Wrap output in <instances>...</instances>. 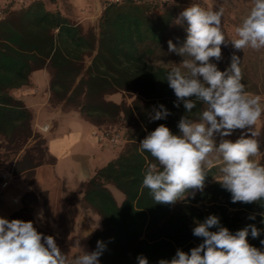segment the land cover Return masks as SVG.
I'll return each mask as SVG.
<instances>
[{
    "label": "trees",
    "instance_id": "trees-1",
    "mask_svg": "<svg viewBox=\"0 0 264 264\" xmlns=\"http://www.w3.org/2000/svg\"><path fill=\"white\" fill-rule=\"evenodd\" d=\"M169 1L101 0L96 27H84L56 4L50 8L45 0H30L16 9L7 4L0 9L1 138L17 151L33 137V112L9 90L27 85L31 72L41 68L48 72L53 97L75 103L97 127L112 125L120 118L124 122V147L95 171L83 195L102 219V229L89 240L92 251L97 241L105 244L101 264H137L140 255L148 264H157L161 259L171 260L177 249L190 252L203 242L193 235L197 224L192 226V222L202 223L209 215L218 216L220 224L233 234L254 224L260 235L253 238L249 232L248 243L264 250V202L232 203L231 194L210 177L214 167L206 170L203 190H194L181 206L154 203L149 189L142 186L143 173L157 161L140 149V142L161 124L179 135L181 117L197 121L204 107L199 101L190 113L183 103L175 107L177 98L165 80L170 69L153 67L146 61L149 49L145 46L160 44L174 19ZM117 91L133 97L131 102L104 98ZM161 104L171 114L166 119L150 120L153 107ZM42 143L47 159L29 156L25 149L9 169L17 174L52 163L46 140ZM108 183L124 194L121 205L115 202ZM27 199L29 202L25 200L12 218L34 224L31 199ZM250 215H255V220L249 219Z\"/></svg>",
    "mask_w": 264,
    "mask_h": 264
},
{
    "label": "clouds",
    "instance_id": "clouds-1",
    "mask_svg": "<svg viewBox=\"0 0 264 264\" xmlns=\"http://www.w3.org/2000/svg\"><path fill=\"white\" fill-rule=\"evenodd\" d=\"M216 9L198 3L185 8L176 21L187 22L185 42L177 48L168 41L170 52L185 57L166 74L165 80L177 98L174 106L183 103L189 113L197 107V101L206 107L197 121L181 117L179 135L161 124L140 142V149L157 161L149 165L142 181L156 204L174 205L194 195V190L202 191L205 168L211 167L214 160L221 165L216 180L231 194L232 203L264 202V165L254 159L260 154L256 124L264 109L258 96L245 91L239 56L233 53L224 71L211 62L213 58L221 60V45L226 41L223 9ZM235 33L230 40L235 50L264 49V0H253ZM170 114L164 105L154 106L150 120L166 119ZM238 129L247 132L242 131L235 142L224 139ZM216 136L220 137L218 146ZM196 224L193 235L203 242L190 252L177 249L171 260L161 259L157 264H264V250L247 240L249 232L253 238L260 235L261 230L254 224L234 234L220 224L216 215ZM213 228L216 230L210 231ZM105 248L102 241H97L96 250L81 249V254L70 258L53 236L38 232L32 221L0 217V264H100ZM137 264H148V259L140 255Z\"/></svg>",
    "mask_w": 264,
    "mask_h": 264
},
{
    "label": "crops",
    "instance_id": "crops-1",
    "mask_svg": "<svg viewBox=\"0 0 264 264\" xmlns=\"http://www.w3.org/2000/svg\"><path fill=\"white\" fill-rule=\"evenodd\" d=\"M69 1L79 8L84 0ZM98 1L101 9V0ZM9 93L35 113L34 129L46 138V150L54 161L17 174L0 169V217L12 220V214L30 198L34 224L53 236L64 254L71 258L81 254V249L91 252L89 240L102 229V219L84 201V191L95 171L114 159L126 140L122 135L117 143H111L78 108L62 111L59 106L75 103L53 97L46 68L33 70L27 85L12 88ZM106 100L119 102L114 93ZM106 186L121 205L124 194L110 183ZM176 204L182 205L180 201Z\"/></svg>",
    "mask_w": 264,
    "mask_h": 264
},
{
    "label": "rangeland",
    "instance_id": "rangeland-1",
    "mask_svg": "<svg viewBox=\"0 0 264 264\" xmlns=\"http://www.w3.org/2000/svg\"><path fill=\"white\" fill-rule=\"evenodd\" d=\"M47 5L52 8L55 4L64 10L74 21L80 22L85 26H95L97 25V19L101 12L99 1L98 0H84L82 5H79V8H75L69 0H45ZM82 1V0H81ZM98 1V2H97ZM119 1V0H112ZM29 0H0V9L4 5H11V8H19L27 4ZM194 3L200 4L205 8H222V30L225 34L226 41L225 44L221 45L222 58L220 61H216L214 58L211 60L212 63H216L219 70L224 71L229 67L231 62V56L233 53L239 56L241 59L240 67L242 70V83L245 86V91L251 94L252 96H258L260 98V105L264 109V49L253 50L251 48H245L242 50H235L231 45L230 40L236 37L235 29L242 20L248 15L253 0H170L169 6L174 7V19L170 24L169 28L163 35L162 42L160 44H151L148 43L145 46V49H149L146 52V61L153 67H164L170 69L173 66L179 65L185 57L178 55L176 52H170L168 48V41L171 40L177 48L183 45L186 40L187 32V22L177 23V18L179 14L187 7L191 6ZM218 10V9H216ZM120 103L122 100H125L127 103H130L133 97H130L129 94L117 91L114 93ZM109 95H105L104 98L107 99ZM80 97L77 101H81ZM204 107H206L204 105ZM203 107V109H204ZM62 111H70L77 109L71 103H65L62 106H59ZM33 137L30 138L27 143L20 147V149L15 150V145L7 143L3 138L0 137V169L6 171H11L9 167L20 157L25 149L28 150V155L32 157H41L42 159H47V155L43 153L44 144L43 140L46 138L39 131L34 129V119L35 113H33ZM123 120L120 118L116 123L112 125H107L105 127H100L106 137L110 138L114 135H117V140L111 143H117L123 135L125 136V128L123 127ZM256 130L260 132V135L256 137L259 142L260 154L254 159L260 164L264 165V115L257 121ZM242 131L247 132V130H235L233 134L229 137H224V139H229L235 142L242 133ZM217 146L220 141V137L216 136ZM37 141H41L38 143ZM119 143V142H118ZM126 141L122 144L123 147ZM36 146V147H35ZM34 147V148H33ZM14 149V150H13ZM214 159V158H213ZM222 163V162H221ZM45 164V163H42ZM48 164V163H46ZM220 163H217L215 160L211 167H214L210 177L212 180L221 175L219 172ZM207 167V166H206ZM1 177H3L0 174ZM1 187V183H0ZM180 204H183L180 201Z\"/></svg>",
    "mask_w": 264,
    "mask_h": 264
},
{
    "label": "built area",
    "instance_id": "built-area-1",
    "mask_svg": "<svg viewBox=\"0 0 264 264\" xmlns=\"http://www.w3.org/2000/svg\"><path fill=\"white\" fill-rule=\"evenodd\" d=\"M161 1H165V0H161ZM0 16H1V11H0ZM117 140V135H114L110 138V141L114 142Z\"/></svg>",
    "mask_w": 264,
    "mask_h": 264
}]
</instances>
